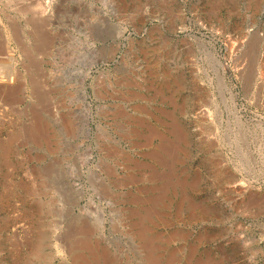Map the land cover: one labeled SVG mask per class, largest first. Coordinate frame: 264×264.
Here are the masks:
<instances>
[{"label":"rangeland","instance_id":"1","mask_svg":"<svg viewBox=\"0 0 264 264\" xmlns=\"http://www.w3.org/2000/svg\"><path fill=\"white\" fill-rule=\"evenodd\" d=\"M262 59L264 0H0V264H264Z\"/></svg>","mask_w":264,"mask_h":264},{"label":"bare ground","instance_id":"2","mask_svg":"<svg viewBox=\"0 0 264 264\" xmlns=\"http://www.w3.org/2000/svg\"><path fill=\"white\" fill-rule=\"evenodd\" d=\"M45 1V0H44ZM42 3H44L43 1H42ZM41 3V5H43ZM38 4H40V2L38 3ZM252 39H255V37H253ZM251 42H255V40H253V41H251ZM6 44V47L8 48V46H9V44L8 43H5ZM254 44V43H253ZM261 63H262V65H264V59H262V61H261ZM264 74V73H263ZM262 74V75H263ZM18 75H17V73H16V70H15V66L13 65V66H11L10 65V67H6V68H4V72H3V76H2V81L3 82H12V81H15V80H17V77ZM22 76V75H21ZM262 77V76H261ZM263 79V78H262ZM35 81V80H34ZM42 89V88H41ZM26 90V89H25ZM43 90V89H42ZM38 94V93H37ZM46 107V106H45ZM45 109V108H44ZM42 111V110H41ZM44 111V110H43ZM37 112H39V111H37ZM36 112V113H37ZM39 119V118H38ZM48 244V243H47ZM66 245V244H65ZM71 250V249H70ZM37 256H38V254H37ZM39 256H40V254H39ZM33 257V256H32ZM37 259H38V257H36ZM40 259H42L41 257H40ZM39 259V260H40ZM82 259V258H81Z\"/></svg>","mask_w":264,"mask_h":264}]
</instances>
